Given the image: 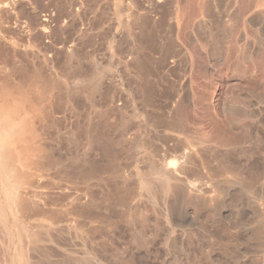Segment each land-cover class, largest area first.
<instances>
[{"label":"rangeland","instance_id":"rangeland-1","mask_svg":"<svg viewBox=\"0 0 264 264\" xmlns=\"http://www.w3.org/2000/svg\"><path fill=\"white\" fill-rule=\"evenodd\" d=\"M5 101L53 203L0 192V264H264V0H0Z\"/></svg>","mask_w":264,"mask_h":264},{"label":"bare ground","instance_id":"bare-ground-1","mask_svg":"<svg viewBox=\"0 0 264 264\" xmlns=\"http://www.w3.org/2000/svg\"><path fill=\"white\" fill-rule=\"evenodd\" d=\"M3 95L7 97V92L5 90L3 91ZM15 117L16 115L14 113V109L11 106H9L8 101H5L2 105H0V142L2 143V146H0V192L4 194V203H5L4 206L6 208H9V209L18 208V209L23 210L24 212H26V214H29V215L35 214V213L37 214V212H41L42 210L40 206L37 205V203H34V200H36V198L38 200H43L45 204H52L53 200L50 195H44L42 193H36L34 191H30L24 194L22 192H18L17 190L24 179L23 177L24 175L20 173L19 171H17L13 166V162H12L13 156L11 154L12 147H14L15 145L18 146V152H19V156L21 159V157L26 155L28 151V147H27L28 144H26V135L29 134V138H31V140L34 141L37 137V134L35 132V129H33L32 127L30 128L27 127L29 132H26V123L23 120V118L21 116H18L17 119H15ZM30 150H31V154L33 155L35 153L36 154L38 153L37 155H45L44 158L47 160V163L51 166L56 167L57 174L60 177L68 176L69 172L68 170H66V167H65V159L62 156H57L51 148L44 150V148H41V147H33ZM74 161L77 162L76 158L73 159V162L71 161L72 162L71 164H74L75 163ZM78 162L77 164L79 166ZM91 165L93 166V164ZM152 165L153 166L150 167L149 171H151V174L154 175L155 179L157 180L156 181L157 182L156 186H158L157 188H159L160 191L164 195L172 193V191L174 190V186H173L174 177L170 173H166L162 170H159L160 169L159 167L157 168L154 167V163ZM73 168H75V166ZM80 172H83V171H80ZM80 172L79 174H81ZM149 179L146 178L142 182V187L146 190H151L154 187V183ZM115 198L116 200H119V199L121 200V195L115 194ZM59 199L65 200V196H60ZM46 212H43L41 214H44ZM49 212L50 211L47 212L48 214L46 213L42 216L47 215L46 217H48V215L51 214V212L50 214ZM18 222L19 221L16 218V224ZM18 228L20 229V235H21L23 233L21 229L22 226L19 225ZM30 234L33 237L36 236L35 233H30Z\"/></svg>","mask_w":264,"mask_h":264}]
</instances>
